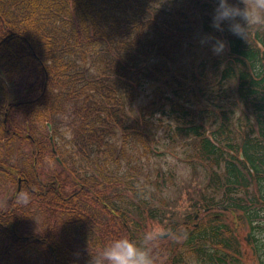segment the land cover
I'll return each instance as SVG.
<instances>
[{"label":"trees","instance_id":"obj_1","mask_svg":"<svg viewBox=\"0 0 264 264\" xmlns=\"http://www.w3.org/2000/svg\"><path fill=\"white\" fill-rule=\"evenodd\" d=\"M215 6L0 0V264H89L152 225L170 233L150 245L157 264H264V23L218 31ZM164 140L208 173L171 224L165 180L137 168Z\"/></svg>","mask_w":264,"mask_h":264},{"label":"clouds","instance_id":"obj_2","mask_svg":"<svg viewBox=\"0 0 264 264\" xmlns=\"http://www.w3.org/2000/svg\"><path fill=\"white\" fill-rule=\"evenodd\" d=\"M259 9H264V0H259L257 9L251 10L244 0H216L212 27L221 32L227 27L234 35L246 38L248 27L252 23L264 22V16L260 14ZM203 42L211 43L213 51L217 54L222 53L228 46L225 39L212 34L207 35ZM158 235L159 229L151 227L139 238L124 236L100 242L95 254L90 252L89 264H157V257L150 245Z\"/></svg>","mask_w":264,"mask_h":264},{"label":"rangeland","instance_id":"obj_3","mask_svg":"<svg viewBox=\"0 0 264 264\" xmlns=\"http://www.w3.org/2000/svg\"><path fill=\"white\" fill-rule=\"evenodd\" d=\"M248 8L257 9L259 0H244ZM243 3L241 7H243ZM264 16V9H259ZM264 23V22H259ZM255 24V23H252ZM58 141L62 144L61 138ZM185 144L174 145L171 141L164 140L158 150L164 154H149L143 157L137 168L142 175L151 178H160L165 180L163 186V196L168 203V216L165 222H182L189 213L193 211V202H198L202 198V192L207 185V169L204 165L196 163L192 165L186 160L184 152ZM186 147V146H185ZM162 207V206H161ZM172 216V217H170ZM171 224V223H170ZM159 229V234L166 233L167 228L160 225H152ZM150 227V228H151ZM245 232H241L244 238Z\"/></svg>","mask_w":264,"mask_h":264},{"label":"water","instance_id":"obj_4","mask_svg":"<svg viewBox=\"0 0 264 264\" xmlns=\"http://www.w3.org/2000/svg\"><path fill=\"white\" fill-rule=\"evenodd\" d=\"M49 128H50V131H52V126L51 124H49ZM51 141L53 143V137H51ZM19 186H21V180H20V183H19ZM225 210H227L226 208H224ZM196 218H198V215L196 216ZM249 223H250V220L248 219ZM169 236V234H163L161 235L162 238H167ZM247 242L250 244L251 243V234L248 233L247 235V238H246Z\"/></svg>","mask_w":264,"mask_h":264},{"label":"flooded vegetation","instance_id":"obj_5","mask_svg":"<svg viewBox=\"0 0 264 264\" xmlns=\"http://www.w3.org/2000/svg\"><path fill=\"white\" fill-rule=\"evenodd\" d=\"M256 224V223H255ZM254 226V225H253ZM253 240H254V237H253Z\"/></svg>","mask_w":264,"mask_h":264}]
</instances>
